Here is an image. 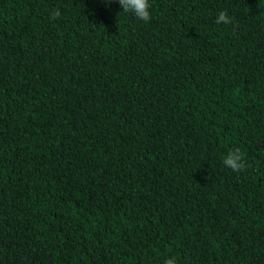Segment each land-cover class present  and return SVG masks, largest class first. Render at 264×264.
<instances>
[{"label": "trees", "instance_id": "obj_1", "mask_svg": "<svg viewBox=\"0 0 264 264\" xmlns=\"http://www.w3.org/2000/svg\"><path fill=\"white\" fill-rule=\"evenodd\" d=\"M150 3L0 0V264H264V0Z\"/></svg>", "mask_w": 264, "mask_h": 264}, {"label": "clouds", "instance_id": "obj_2", "mask_svg": "<svg viewBox=\"0 0 264 264\" xmlns=\"http://www.w3.org/2000/svg\"><path fill=\"white\" fill-rule=\"evenodd\" d=\"M123 9L124 13H132L138 20L148 23L152 19L150 0H114ZM61 11L56 9L51 13V19L60 18ZM217 24H232L233 18L227 11H221L216 19ZM224 165L233 172H242L246 168L245 154L239 148L230 150L223 161ZM164 264H177L175 257L165 260Z\"/></svg>", "mask_w": 264, "mask_h": 264}]
</instances>
